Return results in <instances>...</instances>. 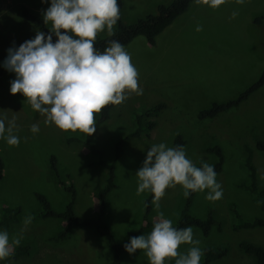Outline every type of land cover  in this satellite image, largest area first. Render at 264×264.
<instances>
[{
  "label": "rangeland",
  "instance_id": "374dc122",
  "mask_svg": "<svg viewBox=\"0 0 264 264\" xmlns=\"http://www.w3.org/2000/svg\"><path fill=\"white\" fill-rule=\"evenodd\" d=\"M172 1L122 0L121 19L131 24L148 13H156L159 4ZM21 5L41 17L49 6L41 0H0V63L13 43L18 47L34 38L38 31L20 15ZM233 11L238 12L235 18H231ZM262 14L264 0H246L243 5L227 0L218 8L192 1L155 38L154 45L140 35L124 45L138 71V86L143 92L141 95L129 92L128 98L114 105L109 118L90 135L102 151L103 159L112 160L114 143L134 129V112L158 102H165L166 106L157 116L146 119L156 123L150 134L129 138L116 161L115 187L106 196L104 218L119 242H125L129 231H137L145 223L144 200L148 192L136 194L135 173L142 167L147 151L151 145L161 142L173 147L175 138L181 136L187 158L194 165L202 160L211 165L217 161L216 154L208 151V147L219 146L224 155L222 170L216 172L223 197L210 202L205 199L206 189L195 192L189 206V213L200 218L213 209L221 230L213 225L205 235L198 227L191 226L194 239L201 242L202 250L228 246L226 256L209 264H255L254 257L242 252L238 243L245 239L264 247V226L234 230L232 225L237 219L232 207L243 220L264 219L260 200L241 186L249 182L243 164L248 147L256 167V184L258 188L264 187V152L255 148L256 141L264 134V84L238 105L212 118H199L198 113L213 102L236 98L264 71V19L255 22ZM198 25L200 31L196 30ZM46 27L50 30L51 24ZM108 35L106 30L97 34ZM13 79L15 74L6 70L0 75V114L9 119L16 117L15 134L20 137L18 146H9L0 139L3 162L0 208L3 205L20 207L18 221L7 231L10 237L19 233L25 216L32 215L33 220L20 244L29 246L28 254L0 264H110L112 252L107 240L94 227L72 226L65 238H56L66 221L41 217L42 205L36 196V193L45 195L51 208L61 212L72 199V193L66 189L71 184L75 191L74 212L80 217H95L99 202L94 193L104 185L107 170L94 162L95 155L83 140L68 141L70 137L85 138V132L63 131L46 125L44 117L31 108L23 95L10 94ZM98 115L95 114V121ZM33 123L40 127L36 134L29 130ZM51 157L55 158L54 168ZM186 199L181 186L166 189L160 208L151 204L150 218L157 220L158 212H162L175 222ZM152 228L144 227L136 236L150 233ZM189 247L182 244L178 251L186 252ZM122 260L124 264H149L144 250L139 249L131 255L124 253Z\"/></svg>",
  "mask_w": 264,
  "mask_h": 264
},
{
  "label": "clouds",
  "instance_id": "9594fccd",
  "mask_svg": "<svg viewBox=\"0 0 264 264\" xmlns=\"http://www.w3.org/2000/svg\"><path fill=\"white\" fill-rule=\"evenodd\" d=\"M49 6L43 11V22L50 23L46 34L37 31L34 38L17 47H9L0 67L15 74L10 81V94L20 93L34 111L44 117L46 125H54L63 131H81L91 135L95 130V114L107 105H119L129 92L141 95L138 71L131 62V55L117 40L108 41L103 51L95 47L97 34L105 30L109 35L120 18L118 0H41ZM211 8H218L227 0H193ZM243 5L246 0H235ZM238 15L233 11L231 18ZM197 31L201 30L198 25ZM55 37V41H53ZM16 117L9 119L0 114V139L9 146H18L20 137ZM30 132L40 131L38 123L30 126ZM135 176L136 194L152 193L151 204L160 208V200L168 188L177 185L183 196L204 192L205 199L215 202L223 197V188L217 181L214 165L201 161L197 167L187 158L183 145L169 147L164 142L153 144L146 153ZM264 179V177H262ZM147 206V204L145 205ZM33 216L24 217L19 233L10 237L0 230V261L13 254L20 246L23 233L32 223ZM194 239L191 226L177 228L171 219L158 212L152 231L130 237L123 245L128 254L144 250L149 264H165L175 258V264H200L203 250ZM182 244L190 247L179 252Z\"/></svg>",
  "mask_w": 264,
  "mask_h": 264
},
{
  "label": "trees",
  "instance_id": "16d2710c",
  "mask_svg": "<svg viewBox=\"0 0 264 264\" xmlns=\"http://www.w3.org/2000/svg\"><path fill=\"white\" fill-rule=\"evenodd\" d=\"M193 0H173L169 4H159L156 13H148L142 18H138L135 22L131 24H126L121 19V9L122 0H118L120 8V18L115 25V29L111 35L100 37L97 36L95 41V47L101 51L107 46L108 41L117 40L123 46L130 43L136 36H144L149 44H155V38L167 27L169 26L179 15L185 12ZM20 15L30 24L36 27L38 31H43L46 34L49 30L46 24L43 22V18L36 14L34 11L29 9L25 5L20 6ZM264 19V14L255 18V22H261ZM53 41L55 38L53 37ZM5 71L3 67H0V75ZM264 84V71L260 74L259 78L251 84L247 89L240 93L236 98L227 100L225 102H213L210 107L201 110L198 113L199 118H212L217 114L226 111L236 105L241 101L246 99L249 94L255 91L258 87ZM166 106L165 102H158L147 109L137 111L133 113V121L135 127L132 131L126 133L120 137L114 143V157L110 161H106L102 157V151L94 144L90 135L85 134V138L79 139L78 137H70L68 141H78L83 140L88 146L90 152L95 155L94 162L99 164L102 168L107 170V176L105 183L98 190L95 191V197L99 202V213L95 217H80L74 212V196L75 191L71 184L66 186V189L72 193V199L66 205L63 211L58 212L51 208L49 201L45 195L41 193H36L38 200L42 205V211L39 213L41 217H58L66 221L65 226L57 233L55 236L58 239L65 238L68 230L72 226H89L94 227L97 234L106 238L108 246L112 252V259L110 264H124L122 257L126 253L123 245L129 241L130 237H135L138 232L143 230L144 227H153L154 222L150 218L151 211V200L152 193L148 192L144 200V214L143 220L144 225L140 227L137 231H129V237L125 242H119L109 224L104 218L106 212V196L109 191L115 187V164L122 154L123 144L131 137H139L142 133L150 134V131L155 126L154 120H146L149 117H155L159 112ZM114 105H107L101 112H99L98 118L95 121L94 126L98 127L103 121L109 118V114ZM176 145H184V140L181 136H177L174 140L173 147ZM255 148L259 151L264 152V134L261 140L256 141ZM208 151L213 152L217 156V161L212 164L214 165V170L219 172L222 170V164L224 161V155L221 152L219 146L208 147ZM246 156L244 158V167L247 169L249 182L247 184L242 183L243 186L249 193L255 195L261 202L262 209H264V187L258 188L256 184L257 172L256 167L252 160V150L246 147ZM55 158L51 157V166L55 167ZM197 167L201 166V162H197ZM3 176V162L0 159V180ZM194 193H192L185 202V205L181 211L180 217L173 222V226L177 228H184L188 226H195L201 229V231L207 235L213 225H216L218 230H221V223L214 217L213 209H209L207 215L204 218L196 217L189 213V206L192 201ZM233 208V212L236 217V222L232 225L234 230H239L241 228H255L263 227L264 219L255 218L251 221L243 220L240 217L238 211ZM20 212V207H9L3 205L0 208V228L9 231L12 230L18 221V214ZM240 250L246 254H250L255 259V264H264V247L258 243L249 240H240L238 243ZM28 245L18 246L14 249L13 254L6 258L0 263L6 262L8 260H18L28 254ZM229 251L228 246L221 245L218 247H206L203 250V255L201 256L200 264H209L210 262L220 259L227 255ZM168 264H175V259L171 258Z\"/></svg>",
  "mask_w": 264,
  "mask_h": 264
}]
</instances>
